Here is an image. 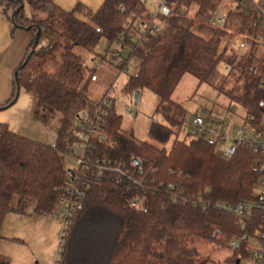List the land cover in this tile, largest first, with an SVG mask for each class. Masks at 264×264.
I'll return each mask as SVG.
<instances>
[{
  "label": "trees",
  "instance_id": "1",
  "mask_svg": "<svg viewBox=\"0 0 264 264\" xmlns=\"http://www.w3.org/2000/svg\"><path fill=\"white\" fill-rule=\"evenodd\" d=\"M2 1L12 29L24 28L31 40L0 108L12 103L22 86L32 96L31 116L48 124L57 115L59 128L52 144L0 122V230L10 211L57 214L73 172L64 166V152L76 139L82 111L92 116L98 130L89 138L88 155L105 159L110 168L101 174L77 170L76 184L83 192L63 225L57 264H206L209 256L190 245V237L228 247L231 238L251 237L263 228L260 208L237 216L211 203L257 199L261 172L256 162L264 154L242 142L225 158L215 140L178 137L186 110L172 96L185 73L213 84L217 65L224 61L227 72L215 87L242 105L253 128L264 129V83L254 64L258 35L264 31L253 12L230 5L224 23L215 26L210 18L222 0H168L171 12L164 16L163 32L131 43L130 55L138 65L122 90L134 95L146 88L156 95L154 112L160 120L149 123L151 142L121 127L113 103L104 112L95 111V103L111 87L90 99L88 85L96 68L74 50L80 47L105 59L95 51L99 39L113 44L137 14L150 15L147 5L141 0H102L92 11L81 2L65 9L50 0ZM21 3L45 12V17L27 16ZM196 23L211 26L207 35L193 29ZM235 40L238 48L244 42L242 50L233 46ZM132 201L140 203L134 206ZM215 230L220 231L217 238ZM231 252L229 260L249 255L247 241ZM0 264H9V257L0 253Z\"/></svg>",
  "mask_w": 264,
  "mask_h": 264
},
{
  "label": "rangeland",
  "instance_id": "2",
  "mask_svg": "<svg viewBox=\"0 0 264 264\" xmlns=\"http://www.w3.org/2000/svg\"><path fill=\"white\" fill-rule=\"evenodd\" d=\"M230 5L234 6V3L230 0H222L216 12L225 11ZM24 11L27 16L34 19L45 17V12L32 7L28 3H25ZM210 27L208 23H196L193 29L202 35H207ZM237 41L233 42L235 48H238L237 44L239 42ZM127 43L131 45L129 41ZM109 46L117 45L115 43L110 45L108 40L102 37L97 42L95 51L102 55ZM243 48L239 47L238 49L242 50ZM74 50L80 54L84 63L89 66L95 65L96 68L95 74L97 77L95 80L91 79L88 85V97L96 100L101 97L106 89L111 87L109 88V95L113 99L116 112L121 115V127L130 129L139 139L154 142L148 135V126L152 119L160 120L159 115L154 112L156 95L150 89L143 88L135 103L134 95L122 90L127 76L134 73L137 68V57L127 55L128 70L126 71L121 70L122 66L118 67L110 59L96 58L94 57L95 54L80 47H74ZM254 64L256 70L261 72V81L264 83L263 44H260L255 50ZM226 72L225 62L220 61L212 78L213 84L199 82L190 73H185L182 76L172 95L182 103L186 110L185 119L177 133L178 137L203 136L215 140L216 149L219 152V147L223 142L222 137L226 134L234 135L235 128L245 126V111L242 105L230 101L223 92H219L215 87L221 76ZM7 106L3 107L4 109L0 108V112H5ZM195 117H200L202 124H194L193 119ZM58 128V116L56 115L48 124L32 120L30 124L26 125L25 129L31 133L29 135L56 140ZM260 131L264 132V129ZM170 140L165 143L166 147L169 146ZM79 152V150L76 154L69 151L64 152L65 168L72 169L76 166V155ZM56 211L55 218L43 213L33 212L34 215L22 217L25 218L24 220L18 219L16 222L17 227L12 225L10 228L0 230L2 235L0 237V253L9 257V264H57L60 257L59 242L63 229L62 206L58 205ZM39 223L41 224L40 230L36 229ZM43 225H45L44 230H42ZM189 244L196 246L203 255L209 256L208 264H261L250 254L243 257L237 255L229 260L227 258L231 256L232 252L228 247L218 245L214 241L199 236L190 237ZM237 258L238 261H236Z\"/></svg>",
  "mask_w": 264,
  "mask_h": 264
},
{
  "label": "built area",
  "instance_id": "3",
  "mask_svg": "<svg viewBox=\"0 0 264 264\" xmlns=\"http://www.w3.org/2000/svg\"><path fill=\"white\" fill-rule=\"evenodd\" d=\"M143 4L147 5L150 11L149 16L137 14L132 20L130 27L125 34L120 35L114 42L117 46H109L103 53L105 59H110L116 64H122L121 70H128L127 55L131 54L132 46L130 44L136 41L138 38L145 36L146 34H159L162 33L165 26L164 16H167L171 12V7L168 4V0H141ZM235 6H241L246 12H253L255 15V22L262 27L264 31V0H230ZM4 8V2L0 0V10ZM123 9V7H121ZM218 9V8H217ZM215 9L212 12L210 23L215 26H221L226 19V12H216ZM259 36V42L264 45V33ZM240 47H244V42H240ZM96 74L91 76L92 80L96 79ZM113 103V99L108 94L101 98L95 103V111L104 112L107 107ZM126 111H129L125 109ZM245 119V126L241 128H235V134H226L222 137L223 142L219 147V153L225 157L230 158L236 148L237 144L242 142L253 147L254 150H260L264 154V132L257 131L252 125L248 123L250 117L247 116ZM194 124H202L200 117L193 119ZM97 125L93 121L86 111H82L77 119V126L75 127L74 134H78L74 142L70 145L67 151L72 154H76V166L70 170L73 172L69 175V180L66 188V194L62 198L60 206H62V219L63 225L67 222L69 211L73 208L76 203V199L82 194V190L76 184V172L78 169H91L92 173L101 174L104 170L110 168L105 159L95 157L93 160L88 155V141L92 134L96 133ZM103 138L104 135L100 134ZM76 143V144H75ZM256 166L261 172V176L258 180L256 192L257 199H241L237 202H224L214 201L211 205L219 210L235 214L237 216H243L249 214L253 209L260 208L264 211V156L256 162ZM176 199L177 196L173 195ZM140 202L132 201L131 204L134 206L139 205ZM209 205V201L204 202L203 206ZM214 237L220 236V231L215 230L213 232ZM244 240L247 241V249L249 254L260 263L264 262V226L261 230L257 231L253 236L246 237H233L228 242V248L233 251L243 245Z\"/></svg>",
  "mask_w": 264,
  "mask_h": 264
},
{
  "label": "crops",
  "instance_id": "4",
  "mask_svg": "<svg viewBox=\"0 0 264 264\" xmlns=\"http://www.w3.org/2000/svg\"><path fill=\"white\" fill-rule=\"evenodd\" d=\"M50 1L65 9H70L77 2H81L86 8L93 11L100 5L102 0ZM30 40L31 35L24 28L15 27L12 29V22L8 13L4 12L3 9L0 10V103L5 101L12 91L13 71L15 67L20 63ZM31 106L32 96L30 92L25 90L22 86L19 87L15 100L7 106L8 108L7 110H5V112H0V122L6 123L8 125V128L13 132L32 139L53 144L55 142L54 138L43 139L42 137H35L29 135L31 133H29V131L25 129L26 125L30 124L32 120L36 121V119L33 118L30 114ZM31 215H34V213L20 214L13 211L7 212L2 222L1 229L10 228V226L12 225H15V227H17L16 222L18 221V219L24 220L25 218L22 217ZM45 215L51 218H55L54 214ZM37 225L38 226L36 229L40 230L41 224L39 223ZM44 227L45 225H43L42 230H44ZM208 263L209 261L206 264Z\"/></svg>",
  "mask_w": 264,
  "mask_h": 264
},
{
  "label": "water",
  "instance_id": "5",
  "mask_svg": "<svg viewBox=\"0 0 264 264\" xmlns=\"http://www.w3.org/2000/svg\"><path fill=\"white\" fill-rule=\"evenodd\" d=\"M24 4L23 3H21L20 4V6L22 7ZM14 78H15V80H17V75H16V71H14ZM18 89H19V87H18ZM17 92H18V90H17ZM139 90H137L135 93H134V102L136 103L137 102V100H138V96H139ZM17 95V94H16ZM236 261H238V258L236 259Z\"/></svg>",
  "mask_w": 264,
  "mask_h": 264
}]
</instances>
